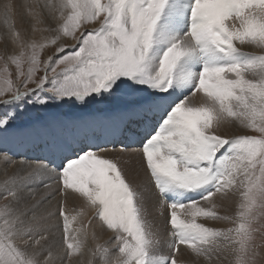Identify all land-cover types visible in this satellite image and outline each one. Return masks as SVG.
<instances>
[{"label":"bare ground","instance_id":"obj_1","mask_svg":"<svg viewBox=\"0 0 264 264\" xmlns=\"http://www.w3.org/2000/svg\"><path fill=\"white\" fill-rule=\"evenodd\" d=\"M191 1L174 3L173 15L160 25L158 38L143 35V25L139 22L134 28V37L131 31L133 43L138 47L143 45L149 57L144 61L134 53L133 63L140 61L147 66L154 78L153 89L160 91L158 100L156 103L151 100L152 109L147 112L148 115L153 113L159 121L155 125L150 121L142 125L141 137L149 138L151 128L161 125L163 117L168 116L169 127L160 128L162 140L176 138L181 132H172L178 124L176 108L171 107V102L180 103L182 100V107L188 109H179L178 123L184 132L191 135L190 125H198L203 138L217 136L225 143L238 131L246 130L264 108V87L260 81L264 71V0H209L202 19L211 26L223 17L215 29L204 28L195 22L197 16L187 18ZM69 2L71 0H0V37L4 53L15 54L21 46H38L50 41L56 36L60 16L67 14ZM225 20L232 28V36L222 38L218 30ZM236 28H242V31ZM150 37H153L151 45L147 44ZM227 44H232L237 50L228 48L226 56L232 54L238 58L246 54L248 62L244 68H236L234 60L219 57L221 48ZM200 45H212L213 51L199 57ZM200 58L208 76L202 71ZM206 82L212 84V93L206 89ZM124 86L126 95L138 93L134 78H128ZM179 96L185 97L180 99ZM109 98L102 95L101 102L106 103ZM176 98L180 99L179 102ZM143 107L147 105L142 104L140 111ZM100 108L101 104L92 118L85 116L75 121L66 120L57 124V128L43 119L20 130L0 131V148L7 151V154H0V191H12L10 217L21 220L14 231L18 244L25 247L26 253L35 254L41 264H82V258L86 259L94 252L99 263L93 264H111L114 261L115 264H142V257L138 262L131 260L137 250L151 257L147 264H165L164 258L172 254L174 262L170 264H233L234 244L229 236L237 229L238 208L243 200L247 169L243 153L233 155L218 169L221 175L218 174L216 190L202 200L184 205L176 204L180 200L171 196L166 195L165 199L160 196L150 173L146 172L148 167L163 157L165 159L167 152L164 153L163 145L158 143L148 146L147 151L127 149L122 146L124 144H118L121 149L99 146L101 151H89L79 162L69 164L62 171H56L62 161L28 156L29 151L33 152L34 146L39 144V139L32 134L25 136V133L37 131L42 124L48 127L47 137L58 142L64 136L73 137L75 131L90 133L91 129L96 131L100 127L95 135L103 133V136L96 138L89 134L86 142L94 146L109 139L112 134L105 130L107 110L100 111ZM3 110L0 109L1 112ZM57 119L61 120V116ZM183 142L191 167L186 170L187 163L176 169L179 174L201 171L206 166L204 155L208 153L214 157L217 150L211 148L208 141L201 144L196 138H185ZM64 148L65 155L72 157L68 160L84 151L75 143ZM95 161L98 164H92ZM107 161L116 163L123 182L133 184L134 200L139 206L137 211L127 206L120 194L124 183H112L116 176L105 170H109L105 167L110 165L105 163ZM193 162L204 166L195 167ZM89 165L93 169H87ZM58 178H63L60 189L56 184ZM169 208H174L187 225L198 228L199 239L176 242L168 227ZM62 223L66 226L65 231L84 235L87 240L84 251L74 262L68 261L70 257L66 258L65 248L60 242L65 227ZM134 231H143V242L139 245L135 244L139 243L136 236L133 242L130 236L125 235Z\"/></svg>","mask_w":264,"mask_h":264},{"label":"rangeland","instance_id":"obj_2","mask_svg":"<svg viewBox=\"0 0 264 264\" xmlns=\"http://www.w3.org/2000/svg\"><path fill=\"white\" fill-rule=\"evenodd\" d=\"M115 1L71 0L68 3L67 14L64 13L60 16L59 27L57 26L55 31L56 36L45 44L21 46L15 54L7 55L4 53L2 49L3 42L0 37V109H5L3 112L0 111V131L20 130L44 119V116H41L42 112H38V108L42 111L46 110L45 99L47 95H50V92L60 94L62 98L68 100L71 95L91 92L101 87L102 77L110 76L113 80L117 79L132 69L133 65H136V63H133L134 52L130 53L131 45L128 42L116 43L112 39H106L107 37L94 39L93 32L85 37V29L95 28L103 20L104 13L107 12L109 7H112ZM150 40L152 41L153 37L148 40L147 44L149 45L152 44ZM139 47L144 48L143 45ZM90 51L92 53L86 56ZM106 58L111 59V62L108 63ZM119 60L130 66V68L123 65ZM90 66L93 69L90 70ZM97 66L106 68V70H99L95 68ZM127 69L128 71H126ZM262 70H264V66H262ZM121 73L123 74L120 75ZM262 75L260 81L264 87V71ZM32 95L34 96L32 97ZM179 97L184 99L185 96ZM26 103H29V108L24 107L21 111L19 106ZM74 107L75 105L71 104L70 109ZM188 107L191 108L192 105ZM262 107H264V104ZM30 110L31 112H29ZM52 110L55 113H60L59 107H52ZM235 136L237 141L245 143V151L242 153L245 155L247 169L242 192L243 200L238 208L237 229L234 230L232 237L229 236L234 244L232 260L233 264H264V108L246 130L238 131ZM111 147L112 145L109 148ZM116 149H118V146ZM97 150L101 151L100 149ZM122 150L125 151L126 149L123 148ZM169 153L170 150L168 155ZM163 158L162 161L160 160L155 164L158 179H161L162 174L160 171L163 173L167 169ZM105 163L114 164L113 161ZM143 165L145 167L144 162ZM114 166L118 172H121L116 163ZM105 170L110 174H116V171L111 173L110 170L106 168ZM56 171L59 170L56 169ZM146 172L149 171L146 170ZM218 174L221 175L220 172ZM120 176L122 178L121 173ZM53 181L55 182V179ZM109 181L111 182V180ZM172 181L174 182V179ZM58 182L56 184L59 185L58 188L60 189L63 178H58ZM112 183L115 184L113 180ZM124 183V186L127 185V188H131L132 192L134 191L133 184L131 186L128 181H124ZM11 194V190H6L4 193L0 191V264H41L38 257L35 254L26 253L25 247L19 245L14 237L16 225L21 220L17 217H10L9 200ZM138 194L136 193L137 196ZM134 196L130 202L125 199V204L137 211L139 206L136 205ZM62 225L65 226L64 223ZM63 230L64 234L60 242L65 248L66 258L70 257L68 261L74 262L79 259L80 254L85 249L86 237L77 235L72 231H65L66 226ZM94 254H88L86 259L82 258V264L97 263V254L95 252ZM93 256H96V258ZM171 256L174 257V254L168 255L167 260L164 258L165 264ZM146 257L142 264L151 261V257L147 255ZM90 258H92L91 261ZM111 264H115V261Z\"/></svg>","mask_w":264,"mask_h":264}]
</instances>
